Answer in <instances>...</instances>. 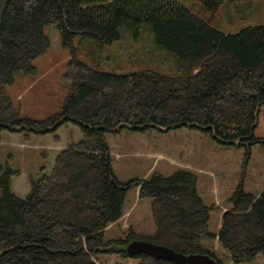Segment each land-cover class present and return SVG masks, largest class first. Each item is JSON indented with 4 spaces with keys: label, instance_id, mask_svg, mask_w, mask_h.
I'll return each instance as SVG.
<instances>
[{
    "label": "trees",
    "instance_id": "1",
    "mask_svg": "<svg viewBox=\"0 0 264 264\" xmlns=\"http://www.w3.org/2000/svg\"><path fill=\"white\" fill-rule=\"evenodd\" d=\"M202 1L216 10L223 0ZM142 23L159 46L177 55V73L145 68L116 74L72 55L62 75L69 90L61 111L19 117L6 84L16 72L35 71L32 60L48 43L44 26H55L62 44L71 46L74 35L106 44L122 27L136 34ZM261 104L264 23L224 33L177 0H9L0 26V141L4 130L27 140L65 124L82 137L56 155L48 174L41 168L29 176L24 197L11 188L19 170L8 159L0 164V264H175L127 254L123 246L132 239L207 253L218 264L224 263L205 241L218 238L229 264L264 257V187L255 194L241 180L214 232V206L199 196L196 175L186 169L138 181V196L150 200L152 234L129 229L125 238H103L107 223L120 220L130 188L112 172L107 134L132 126L163 132L186 127L248 151L263 141L253 136Z\"/></svg>",
    "mask_w": 264,
    "mask_h": 264
},
{
    "label": "rangeland",
    "instance_id": "2",
    "mask_svg": "<svg viewBox=\"0 0 264 264\" xmlns=\"http://www.w3.org/2000/svg\"><path fill=\"white\" fill-rule=\"evenodd\" d=\"M177 1L224 33L264 23V0H223L216 10H210L202 0ZM43 33L48 43L32 60L35 71L16 72L6 84V92L18 108L20 118L43 119L61 111L69 90L62 75L72 55L116 74L145 68L170 74L178 72L177 55L156 43L147 23H142L136 34L122 27L120 37L106 44L74 35L71 46H65L53 25L44 26ZM50 134L58 140L44 144L42 136L46 134L30 135L25 140L23 133L8 130L1 133L0 164L8 159L11 166L19 170L11 180V188L18 196L28 193L29 176L40 175L41 168L48 174L56 155L82 137L72 124L62 125ZM253 136L263 141L253 143L247 151L244 146L219 144L204 132L186 127L166 132L125 128L119 133L107 134L112 172L119 182H130V188L122 216L117 223H107L104 240L125 238L129 229L141 235L152 234L150 200L138 196L137 183L152 172L170 174L177 169L190 170L196 175L199 196L214 206L210 229L216 232L221 214L228 208L227 198L241 180L245 190L255 194L264 187V104L258 108ZM204 244L222 263L229 264L218 238ZM263 263L264 257L259 256L246 264Z\"/></svg>",
    "mask_w": 264,
    "mask_h": 264
},
{
    "label": "water",
    "instance_id": "3",
    "mask_svg": "<svg viewBox=\"0 0 264 264\" xmlns=\"http://www.w3.org/2000/svg\"><path fill=\"white\" fill-rule=\"evenodd\" d=\"M8 2L9 0H0V26ZM134 128L135 126H132V129ZM123 249L129 255L144 253L175 264H218L217 260L207 253L183 254L168 246L143 239H132L123 246Z\"/></svg>",
    "mask_w": 264,
    "mask_h": 264
},
{
    "label": "crops",
    "instance_id": "4",
    "mask_svg": "<svg viewBox=\"0 0 264 264\" xmlns=\"http://www.w3.org/2000/svg\"><path fill=\"white\" fill-rule=\"evenodd\" d=\"M42 138H43V140L44 141H46V143H44V144H48V143H50V141H52L53 142V136H52V134H46V135H44V136H42ZM63 143V142H62ZM43 144V143H42ZM56 144V143H55ZM15 192V191H14Z\"/></svg>",
    "mask_w": 264,
    "mask_h": 264
},
{
    "label": "built area",
    "instance_id": "5",
    "mask_svg": "<svg viewBox=\"0 0 264 264\" xmlns=\"http://www.w3.org/2000/svg\"><path fill=\"white\" fill-rule=\"evenodd\" d=\"M224 210H226V208H224Z\"/></svg>",
    "mask_w": 264,
    "mask_h": 264
}]
</instances>
